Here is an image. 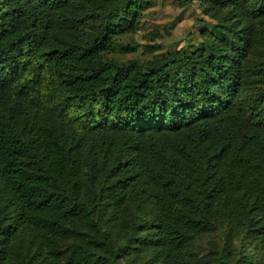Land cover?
Listing matches in <instances>:
<instances>
[{
    "label": "trees",
    "instance_id": "1",
    "mask_svg": "<svg viewBox=\"0 0 264 264\" xmlns=\"http://www.w3.org/2000/svg\"><path fill=\"white\" fill-rule=\"evenodd\" d=\"M197 1L192 51L119 61L150 0H0V264H264V0Z\"/></svg>",
    "mask_w": 264,
    "mask_h": 264
},
{
    "label": "rangeland",
    "instance_id": "2",
    "mask_svg": "<svg viewBox=\"0 0 264 264\" xmlns=\"http://www.w3.org/2000/svg\"><path fill=\"white\" fill-rule=\"evenodd\" d=\"M256 21L254 16L249 22L254 25ZM215 24L216 19L206 15L197 0H150L149 5L141 11L138 29L115 37L114 48L106 55L121 61L132 58L147 60L180 47L190 52L199 44L200 32L212 31ZM219 241L220 231L212 230L195 239L192 249L203 255L208 252L211 243ZM231 247L233 253H240L249 261L246 264H262V252L256 239L243 241L233 237Z\"/></svg>",
    "mask_w": 264,
    "mask_h": 264
}]
</instances>
